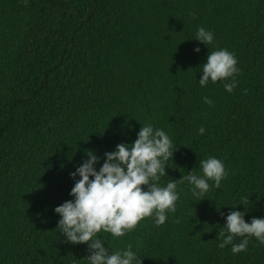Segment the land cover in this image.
I'll return each instance as SVG.
<instances>
[{
  "label": "trees",
  "instance_id": "obj_1",
  "mask_svg": "<svg viewBox=\"0 0 264 264\" xmlns=\"http://www.w3.org/2000/svg\"><path fill=\"white\" fill-rule=\"evenodd\" d=\"M200 27L211 45L194 39ZM220 49L238 61L231 93L232 78L199 83ZM149 124L178 149L161 187L203 176L210 157L227 177L200 201L178 184L177 211L159 227L153 215L123 237L95 238L110 254L131 245L143 264H264L254 237L238 254L218 247L242 200L246 222L264 219V0H0V264H90L55 208L74 200L80 177L70 174L88 150L99 170Z\"/></svg>",
  "mask_w": 264,
  "mask_h": 264
},
{
  "label": "clouds",
  "instance_id": "obj_2",
  "mask_svg": "<svg viewBox=\"0 0 264 264\" xmlns=\"http://www.w3.org/2000/svg\"><path fill=\"white\" fill-rule=\"evenodd\" d=\"M24 2L27 4V0ZM194 39L209 46L213 43L214 35L200 27ZM194 50L199 52L200 48ZM237 63L235 55L227 49L211 51L202 67L200 86H206L209 81L215 84L219 80L232 78L231 83L224 84L225 90L231 93L237 86L235 76L240 71ZM204 102L212 104L207 97ZM199 132L203 135L205 129L201 127ZM137 136L131 145L118 144L115 151L106 152V160L99 170L95 167L99 157L88 150V159L70 174L74 180L80 177L70 192L74 200L65 201L55 208L61 217L58 228L67 242L89 245L90 255L87 259L90 264H143V260L132 251L131 245L126 250L110 254L104 242L95 237L101 232L123 237L136 229L142 220L153 215L155 225L159 227L166 222L167 213L177 211L178 184L187 182L191 185L192 195L200 201L210 190L209 181H213L219 189L221 181L227 177L222 161L210 157L199 162L203 176L191 172L178 181L169 180L166 187H161L159 181L167 175V162L178 149H173L172 140L165 131L154 129L150 124L143 125ZM144 186H147V191ZM240 204L246 206L245 212H230L226 224L218 233L221 241L218 247L224 249L232 245L233 254L245 252L252 237L264 245V219L253 217L250 223L246 222L247 199ZM236 237L243 239L240 243H234Z\"/></svg>",
  "mask_w": 264,
  "mask_h": 264
}]
</instances>
